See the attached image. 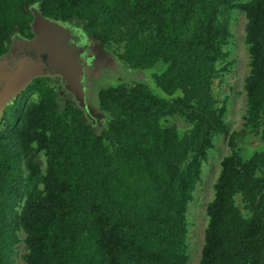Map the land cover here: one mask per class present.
I'll return each instance as SVG.
<instances>
[{
    "label": "trees",
    "instance_id": "trees-1",
    "mask_svg": "<svg viewBox=\"0 0 264 264\" xmlns=\"http://www.w3.org/2000/svg\"><path fill=\"white\" fill-rule=\"evenodd\" d=\"M236 10L246 18L249 72L242 122L231 130L229 96L214 85L232 70ZM38 13L67 23L78 48H111L134 69L164 61L155 79L168 97L144 82L102 88L101 132L64 81L75 104L60 101L45 75L7 103L0 264H19L21 243L23 264H189V208L220 135L228 152L206 204L200 264H264V143L249 156L247 141H264V0H0V56L16 35L33 36Z\"/></svg>",
    "mask_w": 264,
    "mask_h": 264
},
{
    "label": "rangeland",
    "instance_id": "rangeland-1",
    "mask_svg": "<svg viewBox=\"0 0 264 264\" xmlns=\"http://www.w3.org/2000/svg\"><path fill=\"white\" fill-rule=\"evenodd\" d=\"M246 1V0H243ZM245 24L246 18L244 12L236 10L232 17L233 37L230 44L231 59L234 61L232 70L225 74L222 78L215 81L214 92L218 98L229 96V112L226 119L229 128L237 129L242 122V114L245 109V91L244 80L249 72V55L245 43ZM78 59L82 64L81 81L84 86V98L76 102L77 107L84 111L89 121L95 125L98 131H103L109 120V115L102 111L99 107L98 98L99 91L102 88L118 83L133 84L135 82L147 83L153 90L159 94L168 97L162 90L156 86V74L163 73L167 69V64L164 61L158 62L155 66L147 69H134L129 67L125 62L119 59V56L111 48H103L97 43L84 44L82 48L77 49ZM100 62L103 67H99ZM106 66L108 69H106ZM99 69L97 70V68ZM50 80V83L61 91L60 101H65V98L73 101V94L62 88L63 79L59 75H45ZM37 92L27 94L28 100L36 99ZM25 99V97H24ZM60 102V103H63ZM220 105V104H219ZM7 104L3 109V113L8 109ZM181 125H186L182 118L177 119ZM177 123V121H176ZM189 126V125H186ZM249 156L262 146L264 141L260 136L251 133L248 135ZM217 147L210 152L208 161L204 165V173L201 181L197 185L194 200L190 205V232L188 238L190 260L189 264H200L201 248L204 240V230L207 222L206 204L213 196V184L217 177L220 161L228 152L227 136L220 135L216 139ZM237 203L244 213H247L241 197H237ZM15 256L19 264H23L21 255L24 253V244L21 243Z\"/></svg>",
    "mask_w": 264,
    "mask_h": 264
},
{
    "label": "water",
    "instance_id": "water-1",
    "mask_svg": "<svg viewBox=\"0 0 264 264\" xmlns=\"http://www.w3.org/2000/svg\"><path fill=\"white\" fill-rule=\"evenodd\" d=\"M32 32V37L16 35L9 50L0 56V119L7 103L22 93L34 77L45 74L59 73L66 87L84 99L83 68L70 26L38 13Z\"/></svg>",
    "mask_w": 264,
    "mask_h": 264
},
{
    "label": "flooded vegetation",
    "instance_id": "flooded-vegetation-1",
    "mask_svg": "<svg viewBox=\"0 0 264 264\" xmlns=\"http://www.w3.org/2000/svg\"><path fill=\"white\" fill-rule=\"evenodd\" d=\"M79 61H80V59H79ZM45 75H59V76H61L59 73H55V74H45ZM41 76H43V75H41ZM81 76H82V74H81ZM38 77H39V76H38ZM12 100H13V99H12ZM12 100H11V101H12ZM11 101H10V102H11ZM10 102H9V103H10Z\"/></svg>",
    "mask_w": 264,
    "mask_h": 264
}]
</instances>
